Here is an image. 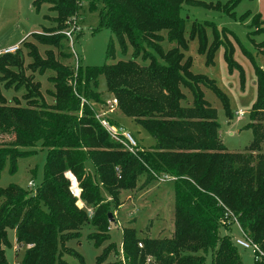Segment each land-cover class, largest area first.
Wrapping results in <instances>:
<instances>
[{
    "label": "trees",
    "instance_id": "obj_1",
    "mask_svg": "<svg viewBox=\"0 0 264 264\" xmlns=\"http://www.w3.org/2000/svg\"><path fill=\"white\" fill-rule=\"evenodd\" d=\"M82 1L37 0V8L49 5L56 15L55 30L50 27L43 33H58L71 25ZM87 1L89 10L99 12L98 29L112 34L106 59H115L118 44L124 56L131 50L128 60L101 66L79 63L75 70L58 63L52 50L44 59L32 43L25 44L31 60L27 70L21 49L0 57V85L16 93L25 91V106L0 94V174L7 162L15 169L17 161L34 153L38 143L47 150L40 187L0 189V264H9L5 248L10 246L11 229L17 244L27 246L20 264H68L64 255L75 251L67 244L78 241L86 226L94 231L90 240L102 245V240L111 239L109 209L118 206L122 191L133 189L144 174L154 182L161 175L170 177L174 238L147 239L140 251L135 230L122 229L127 264H136L138 258L143 263L148 253L160 264H205L209 253L211 264H242L231 238L220 233L234 223L233 217L262 251L255 264H264V70L255 68L257 100L248 126L253 141L245 152H230L221 140L216 110L205 100L202 87L210 89L227 112L228 100L214 81L191 72L192 62L183 53L188 48L183 5L201 0ZM240 1L230 0L226 10ZM212 26L192 22L191 38H199L203 52L206 30ZM55 35L32 36L41 45L60 49L66 37ZM218 45L208 50V65ZM225 56L229 67L236 68L232 53ZM47 70L54 73L49 77L53 91H46L52 104L45 101L42 85L35 84L32 75L26 77V71L44 75ZM102 77L118 109L156 140L150 151L129 153L121 144L124 137L115 140L96 119L95 105L106 104L98 90ZM72 187L77 188L78 197ZM78 200L92 212L80 208ZM97 235L103 239L99 241ZM111 248H104L96 264H126L124 260L107 262ZM77 259L85 264L80 255Z\"/></svg>",
    "mask_w": 264,
    "mask_h": 264
},
{
    "label": "rangeland",
    "instance_id": "obj_2",
    "mask_svg": "<svg viewBox=\"0 0 264 264\" xmlns=\"http://www.w3.org/2000/svg\"><path fill=\"white\" fill-rule=\"evenodd\" d=\"M37 0H0V51L19 44L21 53L24 56V69L27 70L31 63L28 58L26 43H32L39 48L41 56L45 59L48 51H54V56L58 63L63 66L75 68L73 51L78 55L83 66H101L105 63L113 64L120 60H128L131 50L126 56L122 55L118 44L115 45V59H106V51L111 39V32L107 29H98L99 12L89 10L87 0H83L80 5L79 16L63 31L43 33L44 29L55 30L53 19L54 12L49 10V5H41L37 8ZM201 3L183 5L182 13L186 19L185 37L188 40V48L183 51L185 58L192 62L191 72L194 75L202 76L215 82L216 87L227 98L229 112L226 111L222 101L208 88L202 87L205 100L216 110L217 120L220 124V137L230 152H245L253 141L252 131L248 128L251 122V112L257 100V85L255 68L264 70V0H241L235 8L227 11L226 8L230 0H201ZM210 22L212 29L206 30L207 48L202 51L199 38H191L192 22ZM77 22V23H76ZM76 23V30L73 34V49L68 39L62 42V47L56 49L49 45L39 44L33 36L42 37L65 36L64 32L72 29ZM68 24V23H67ZM79 34V36H78ZM33 35V36H32ZM66 37V36H65ZM213 54V63L209 64L208 50L216 44ZM165 48H169L167 45ZM232 53V60L236 68L231 69L226 61V53ZM76 70V69H75ZM34 77L35 84L42 85L41 92L48 104L53 103V98L47 94V90L53 91V85L49 77L54 73L47 70L44 75L38 72L32 74L26 71V77ZM17 85V83H15ZM71 84V83H70ZM74 85V83H73ZM99 92L103 100L107 103L113 97L107 91L105 79L100 78ZM0 94L7 101L17 99L22 106H25L23 95L24 89L15 92L13 89H5L0 85ZM189 101L191 98L189 97ZM15 103H11V105ZM97 113H105L106 117L115 122L125 132L132 136V141L123 139L121 144L124 149L131 154L137 151H150L157 142L153 136L134 119L124 115L117 106L112 112L106 104L104 107L95 105ZM244 112L243 116L238 115ZM120 142V141H119ZM125 144L133 146L130 151ZM264 152V144L262 145ZM47 150L38 143L34 153L20 158L15 169L11 168L10 162L0 174V189L9 186H17L28 191H34L41 186L46 164ZM118 171V169H116ZM164 175L157 177V181H152L146 174L137 179L136 186L131 190L122 191L119 197V205L111 206L112 214L110 227V240H102L103 237L97 235L102 245L90 240V234L94 233L91 227L86 226L81 231V238L68 242V249L74 254L64 255V261L68 264H80L77 257L80 255L85 264H96L104 248H111L107 262H124L122 250L123 233L122 229H134L137 241L142 244L138 250L143 251L146 240H167L173 239L174 233V192L170 181H161ZM32 182L33 186L29 187ZM104 196L109 197L105 191ZM79 195V192H78ZM109 202V201H108ZM78 206L92 212L81 200ZM229 223H226V225ZM221 235H227L235 245V240L241 238V231L238 224L233 223L229 228L222 227ZM9 247L5 248V255L9 264H20L26 245H19L16 242L15 230L8 231ZM237 253L242 264H255L254 254L251 250L236 246ZM77 252V253H76ZM79 254V255H78ZM141 253H139V257ZM212 255L205 256V264H211ZM160 264L155 256L146 254L143 263L138 258L136 264Z\"/></svg>",
    "mask_w": 264,
    "mask_h": 264
},
{
    "label": "built area",
    "instance_id": "obj_3",
    "mask_svg": "<svg viewBox=\"0 0 264 264\" xmlns=\"http://www.w3.org/2000/svg\"><path fill=\"white\" fill-rule=\"evenodd\" d=\"M75 30H76V24L74 25V27L72 29L64 32V35L66 36V38L68 39L69 43L71 44V48L72 49H73V40H74L73 34H74ZM18 50H20V45L19 44L7 47V48L3 49L2 51H0V57L3 56V55L16 53ZM73 55H74V61L73 62L75 64V69H78L79 63H80L79 57L74 51H73ZM84 102L85 101L82 100V103H84ZM106 105L110 107L109 111L112 112L113 107L117 106V100L113 99L111 101H108L106 103ZM238 115L243 116L244 112H239ZM96 119L100 122V124L103 126V128L110 134V136L112 138H114L115 140H119V138L124 137V138H126L127 140H130L133 143L132 136L129 133L125 132L122 128L111 125L108 122V120L106 119V114L105 113H102V114L97 113L96 114ZM125 146L130 151L133 150V146L132 145L125 144ZM160 180L164 181V182H168V181H170V177L169 176H163L162 178H160ZM32 186H33V183L30 182L29 183V187H32ZM72 193L76 197L79 196L78 195V190H77L76 187H72ZM233 222L238 224L237 219L235 217H233ZM238 226H239V224H238ZM240 231H241L242 237L241 238H237L235 240V245L238 246V247H241L243 249L251 250L253 252V254H254L255 262H257L260 259V255H262V251L260 250V248H259V246L257 244L253 243L249 238L246 237V235L243 233L241 228H240ZM139 247H142L141 243L139 244Z\"/></svg>",
    "mask_w": 264,
    "mask_h": 264
},
{
    "label": "water",
    "instance_id": "obj_4",
    "mask_svg": "<svg viewBox=\"0 0 264 264\" xmlns=\"http://www.w3.org/2000/svg\"><path fill=\"white\" fill-rule=\"evenodd\" d=\"M109 218L112 219V214H109Z\"/></svg>",
    "mask_w": 264,
    "mask_h": 264
},
{
    "label": "crops",
    "instance_id": "obj_5",
    "mask_svg": "<svg viewBox=\"0 0 264 264\" xmlns=\"http://www.w3.org/2000/svg\"><path fill=\"white\" fill-rule=\"evenodd\" d=\"M14 45H18V44H14ZM14 45H13V46H14Z\"/></svg>",
    "mask_w": 264,
    "mask_h": 264
}]
</instances>
